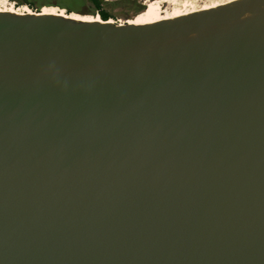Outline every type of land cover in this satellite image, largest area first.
<instances>
[{"label": "water", "instance_id": "95a60500", "mask_svg": "<svg viewBox=\"0 0 264 264\" xmlns=\"http://www.w3.org/2000/svg\"><path fill=\"white\" fill-rule=\"evenodd\" d=\"M0 264H264V0L0 11Z\"/></svg>", "mask_w": 264, "mask_h": 264}, {"label": "rangeland", "instance_id": "374dc122", "mask_svg": "<svg viewBox=\"0 0 264 264\" xmlns=\"http://www.w3.org/2000/svg\"><path fill=\"white\" fill-rule=\"evenodd\" d=\"M0 0V8L10 7L35 12L46 10L53 13L70 14L74 13L80 16H88L91 18L99 17L97 14L91 15L93 3L90 0ZM180 0L174 10L187 11L189 9H200L212 5L214 3H223L227 0ZM101 9L112 15V20L115 23H124L127 20L134 19L137 11L145 10L151 0H97ZM194 3V4H193ZM180 4V5H179ZM179 5V7H178ZM192 5V6H191ZM195 5V6H193ZM181 7V8H180ZM192 7V8H191ZM195 7V8H194ZM165 14H171L174 10L169 5H163ZM67 11H71L70 13ZM171 12V13H170Z\"/></svg>", "mask_w": 264, "mask_h": 264}, {"label": "bare ground", "instance_id": "6f19581e", "mask_svg": "<svg viewBox=\"0 0 264 264\" xmlns=\"http://www.w3.org/2000/svg\"><path fill=\"white\" fill-rule=\"evenodd\" d=\"M179 1L180 0H157V1H151V2H149L147 4L146 9L143 12H141L136 17H134V19L129 20V21L127 20V22L131 23V24H135V25L150 24V23H154V22H158V21H162V20H166V19H171V18H174V17H179V16H182V15H186V14H189V13L196 12V11L211 9V8L217 7L219 5H223L225 3H229V2L234 1V0H227V1L223 2V3H214L212 5H209V6H206V7H202L200 9H189L187 11H181V10H178V9L174 10V8L176 7V5L178 4ZM190 2H192V1L190 0ZM163 5H169L170 7L172 6L174 11L172 13L170 12L171 14H165L166 12L163 10ZM179 5H178V7H179ZM193 6H195V5H193ZM0 11H9V12H16V13H21V12L22 13H25V12L31 13V11H29V10L21 11L19 9L13 8L12 6L5 7V8H0ZM42 13H44V14H59V15H62V16L70 17L72 19L81 20V21H95V20L96 21H100V19H101V18L99 19V17L91 18V17H88V16H80V15H77V14H74V13L73 14L72 13H70V14L53 13V12H48L46 10H42ZM109 23H113V21L109 20Z\"/></svg>", "mask_w": 264, "mask_h": 264}, {"label": "trees", "instance_id": "16d2710c", "mask_svg": "<svg viewBox=\"0 0 264 264\" xmlns=\"http://www.w3.org/2000/svg\"><path fill=\"white\" fill-rule=\"evenodd\" d=\"M90 1H92V3H93V8L91 9V11H89L90 13H88V14H91V15H95V14H97L98 16H99V18H101V20L102 21H108V20H110V19H112L113 17H112V15L110 14V13H108L107 11H105V10H103V9H101V7H100V5H99V3L97 2V0H90ZM24 2L25 3H28V1L27 0H24ZM30 6H31V4L30 3H28ZM144 10H139V11H137L136 12V16L138 15V14H140L141 12H143ZM35 12H39V10H37V11H35ZM67 12H71V11H67ZM135 16V17H136ZM132 20V19H131ZM129 21V20H128Z\"/></svg>", "mask_w": 264, "mask_h": 264}, {"label": "flooded vegetation", "instance_id": "af4514ba", "mask_svg": "<svg viewBox=\"0 0 264 264\" xmlns=\"http://www.w3.org/2000/svg\"><path fill=\"white\" fill-rule=\"evenodd\" d=\"M151 1H157V0H151Z\"/></svg>", "mask_w": 264, "mask_h": 264}]
</instances>
